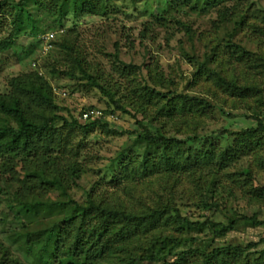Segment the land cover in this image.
Wrapping results in <instances>:
<instances>
[{"label": "trees", "instance_id": "trees-1", "mask_svg": "<svg viewBox=\"0 0 264 264\" xmlns=\"http://www.w3.org/2000/svg\"><path fill=\"white\" fill-rule=\"evenodd\" d=\"M109 1L1 0L0 34L7 32L8 35L0 40V53L13 50L21 34H27L38 45L44 42L42 37L47 32L39 28L35 13L51 17L53 25L50 29L60 32L71 15L74 18L106 15ZM169 4L167 13L170 15L175 10L184 9L204 14L217 11L223 24L234 23L239 28L245 20V17L236 20V17H241L245 6L243 0H169ZM158 21L164 25L167 20L162 17ZM177 25L181 27L179 32L190 37V27L180 22ZM76 29L77 24L70 31ZM225 47L230 58L238 64L255 66L249 54L244 51L239 54L236 50L241 47L231 41ZM60 48L66 52L64 65L65 62L69 64V69L62 74L77 80L87 92L96 90L106 98L107 109L101 111L100 118L82 120L83 113L96 110L93 107L82 110L78 116L61 114L64 110L56 103L55 89L38 71L13 78L9 84L10 91L0 94V115L8 120L5 125H0V159L4 160V174L14 173L17 161L26 164L24 182L14 196V206L19 208V214L27 221L39 218L55 221L52 226L34 232L29 229L32 225L30 222L24 227L26 246L29 251L33 248L36 251L33 258L35 264H264V238L247 245L229 244L208 254L195 255L192 250L183 252L172 262L174 249L183 245L184 241L163 236L165 229L172 226L179 231L184 226L195 228L197 232L211 231L213 238H224L230 232L264 226V221L258 220L256 215L231 218L227 225L221 222H194L183 215L181 206L176 202V196L181 194L179 185L184 178L196 186L194 194L199 195L196 207L220 212L225 194L228 195L227 201L236 200L235 191L238 189L233 190V186L228 189L220 182L218 184L217 178L219 173L231 169L240 157H245L250 146L258 145L256 138L264 134V117L256 115V127L236 135L222 130L213 136L203 137L205 139H200L197 133L179 139L160 129L154 133L137 118L138 115L144 117L146 111L156 108L157 115L149 120L167 118L171 122L174 119V126L182 122L181 125H195V129L199 127V122L214 114L216 108L207 101L182 94V90L175 85L158 89L155 80L144 77L137 81L142 68L123 64L118 54L115 57L118 65L114 71L121 81L111 74L106 76L98 72L99 68L92 66L70 42L64 41ZM116 51L118 53L119 50ZM217 52L213 51L209 57L205 67L207 72L200 69L196 76L210 73V76L218 79L219 87L224 88L232 98H238L236 82H228L208 69ZM261 65L264 69V63ZM55 69L53 73L60 72ZM159 82L166 81L161 78ZM257 92L252 88L239 90L245 97ZM120 115L132 116L143 129L137 138L146 145L140 169L136 166L139 164L138 157L135 159L126 152L114 161L119 170L113 173L108 184L113 189L112 193L107 190L99 192L100 188L103 189L100 184L104 183L100 180L87 200H75L72 189L77 186L84 168L79 161L81 148H73L74 139L79 134L85 138L97 129L104 130L108 135H117L118 132L111 128L109 118ZM225 139H232V142L227 143ZM243 141L247 146H243ZM204 173L212 180H207V188L202 192L198 182ZM198 174L197 180L194 176ZM246 176L245 185L251 178L250 175ZM153 177L163 187L165 196L156 194L157 199H154L152 206L142 204V200H139L138 207L129 206L139 182ZM52 192L56 194L54 199L49 196ZM251 197L264 200V189L253 190ZM150 233L156 235L146 238ZM259 246L262 248L256 250ZM26 256L29 257L30 253ZM0 264H18L14 263L8 250L1 244Z\"/></svg>", "mask_w": 264, "mask_h": 264}, {"label": "rangeland", "instance_id": "rangeland-1", "mask_svg": "<svg viewBox=\"0 0 264 264\" xmlns=\"http://www.w3.org/2000/svg\"><path fill=\"white\" fill-rule=\"evenodd\" d=\"M243 2L245 6L242 13L240 12L241 17H236L237 21L245 17L240 28L234 23L223 24L217 11L204 14L184 9L175 10L170 15L167 13L170 8L169 0H110L106 15H84L78 18L71 15L60 32L50 29L53 25L51 17L44 13L37 15L33 11L39 20V28L47 32V35L54 34L55 37L53 42L46 44L44 40L38 45L36 40L27 34H21L13 50L0 53V94L10 91L9 84L13 78L38 71L55 89V100L64 110L61 113L64 116L70 114L78 116L79 112L91 107L100 112L106 110V98L101 93L96 90L87 92L85 86L77 80L62 74L69 69V64L65 62L64 65L66 52L60 48V44L67 41L82 52L92 66L99 68L98 72L106 76L111 74L121 81L114 71V67L118 65L115 60L118 54L123 64L142 68L136 77L137 81L143 80L144 77L155 80L158 89H167L175 85L182 90V94L207 101L216 108L215 113L208 119H203L204 122L201 120L199 127L195 129V125H181L182 122L174 126V119L171 122L167 118L151 121L148 118L156 116L157 110L150 109L146 111L144 117L138 115L137 118L152 132L164 130L167 135H174L179 139H185L190 134L195 135L194 133H197L200 139H205L222 130L235 135L240 134L244 130L256 127V115L264 117V69L261 65L264 63V0ZM162 17L167 20L164 25L158 21ZM177 22L192 29L190 37L184 32H179L181 27ZM75 24L77 29L71 32L70 29L74 28ZM7 35V32L1 33L0 40ZM228 41L241 47L236 48L239 54L242 51L249 54L255 61V66L240 65L231 59L225 47ZM50 44V49L45 50ZM116 50H119L118 53ZM213 51H218V55L212 64H208L209 70L228 82H236L239 90L252 88L258 92L251 97L248 95L245 97L238 90L235 93L240 96L232 98L224 88L217 85L219 81L215 76H210V73L196 76L200 69L207 72L205 67L207 68ZM53 69L60 72L55 74ZM161 78L166 82H159ZM162 107L161 104L160 108ZM109 121L112 130L118 132L117 135H108L104 130L97 129L85 138L79 134L73 141L74 150L81 148L79 161L84 168L81 179L71 193L77 201L87 200L93 188L100 184V180L104 183L100 184L103 185V189L100 188L99 192L107 190L112 193L113 189L108 184L113 178V173L119 170L118 164L114 161L126 152L135 159L138 157L139 164L136 166L140 169L146 145L141 144L137 138L143 133V129L132 116H113ZM7 122L8 120L0 115V125ZM225 140L227 143L232 142V139ZM256 142L258 145L250 146L247 155L240 157L231 169L219 173L218 184L220 182L228 189L230 186H233V190L238 189L235 191L236 200L227 201L228 195L225 194L220 212H209L196 207L199 198V195L194 194L196 186L185 180L186 178L181 181L179 185L181 194L176 196V202L181 206V212L185 217L194 222H221L225 225L231 218L240 215L247 217L256 215L258 220L264 221V200L251 197L253 190L264 189V134L256 138ZM246 144L243 141V146H247ZM15 163L16 171L11 175L4 174V160L0 159V244L8 250L14 263L35 264L33 258L36 251L34 248L32 251L28 250L23 235L26 231L24 227L30 222L32 225L29 229L34 232L52 226L55 221L40 218L36 219L37 221H27L26 217L19 214V208L14 206L13 199L24 182L26 164L21 161ZM246 175L251 177L247 185ZM194 177H199V174ZM155 178H144L139 182L129 206L138 207L139 200H142V204L152 206L157 199L156 194L165 196L163 187ZM211 178L204 173L199 180L198 185L202 192H205L207 180L210 181ZM49 196L54 199L56 194L52 192ZM122 198L125 200L123 196ZM153 235L156 234L150 233L146 238H152ZM163 236L184 241L183 245L174 249V257L171 259L174 262L181 253L191 250L195 255H200L229 244L258 243L264 238V226L230 232L224 238H213L211 231L197 232L195 228L185 226L179 231L176 226H172L165 229ZM261 248L262 246H259L256 250ZM28 253L29 257L26 256Z\"/></svg>", "mask_w": 264, "mask_h": 264}, {"label": "built area", "instance_id": "built-area-1", "mask_svg": "<svg viewBox=\"0 0 264 264\" xmlns=\"http://www.w3.org/2000/svg\"><path fill=\"white\" fill-rule=\"evenodd\" d=\"M54 37H55L54 34H50V35L43 36L42 39L46 41V44H48L50 41H52L54 39ZM50 47H51V45H48L45 50L50 49ZM101 115H102L101 112H99L98 110L87 111V112L83 113L82 120L87 121L92 117L100 118Z\"/></svg>", "mask_w": 264, "mask_h": 264}]
</instances>
